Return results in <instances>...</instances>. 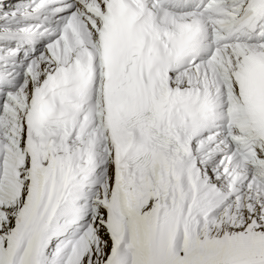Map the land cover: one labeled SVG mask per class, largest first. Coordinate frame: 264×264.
Here are the masks:
<instances>
[{"label": "snow or ice", "instance_id": "obj_1", "mask_svg": "<svg viewBox=\"0 0 264 264\" xmlns=\"http://www.w3.org/2000/svg\"><path fill=\"white\" fill-rule=\"evenodd\" d=\"M0 264H264V0H0Z\"/></svg>", "mask_w": 264, "mask_h": 264}]
</instances>
